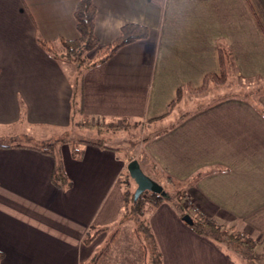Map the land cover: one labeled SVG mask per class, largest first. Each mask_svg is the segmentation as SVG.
Listing matches in <instances>:
<instances>
[{"label":"crops","instance_id":"crops-1","mask_svg":"<svg viewBox=\"0 0 264 264\" xmlns=\"http://www.w3.org/2000/svg\"><path fill=\"white\" fill-rule=\"evenodd\" d=\"M78 1L0 0V142H6L0 143L1 264L89 261L98 247L83 245V239L91 226L112 229L120 220L121 181L131 159L157 183L185 190L198 214L261 243L264 94L256 102L260 109L254 101L230 97L173 127L178 118L170 128L157 125L179 116L174 111L164 117L178 90L182 99L193 98L188 88L199 89L206 76L219 74L220 46L231 53L237 77L264 82V0H93L98 48L89 61L126 24L147 28L148 37L87 68L76 92L77 68L55 59L38 40L62 53L61 41L77 38ZM75 95L82 109L75 121L83 116L107 126L148 122L153 134L169 131L147 139L130 160L105 140L102 147L80 144V161L68 144L56 146L71 182L68 190L58 189L50 181L54 159L39 148L68 130H87L72 123ZM21 137L40 147L18 143ZM200 172L206 175L193 183ZM173 204L165 198L158 207L146 206L162 264H240L222 245L182 223ZM159 215L168 217L163 225H155ZM122 235L119 230L98 264L129 259L130 253L115 251Z\"/></svg>","mask_w":264,"mask_h":264},{"label":"trees","instance_id":"trees-1","mask_svg":"<svg viewBox=\"0 0 264 264\" xmlns=\"http://www.w3.org/2000/svg\"><path fill=\"white\" fill-rule=\"evenodd\" d=\"M74 20L77 31V38L71 41H61L63 52L60 54H56V51L53 50V47L46 43L38 40V44L44 48L48 53L52 54L57 60H65L71 64H73L77 68L76 76L74 79V90L77 92L79 90L80 81L82 79L83 72L89 68L94 67L96 65L105 63L108 61L119 49L129 44H132L137 41L145 40L148 37L147 28L134 24H126L120 28L119 34L117 38L107 45L104 48L98 50L95 60L89 61L87 55L93 50L98 48V39L96 38L94 32V21L96 16V10L93 4V0H79L76 4L74 11ZM218 62H219V74L216 75H208L205 77L203 85L199 89H191L188 88L190 95L193 96L194 108L191 110H184L181 112L179 105L182 101V91L178 90L176 94L175 100L168 106V111L164 115L169 116L173 113V111L180 112L179 116L177 115L178 120L172 124L171 127L175 126L177 123L181 122L184 118L203 110L206 107L211 106L213 103L219 102L218 98L214 100H210L209 91H212L211 85L213 86H224L227 84L228 79L235 75L234 72V63L231 53L225 49L224 47L218 48ZM79 81V83H77ZM257 81L263 82L259 79ZM75 92V93H76ZM247 95L240 93L237 96L233 93L225 96L224 98L234 97L236 99L242 101L253 102L249 97L252 96H260L264 94V89L253 88L251 91L246 93ZM77 96H74L73 99V114H72V123L75 126L86 127L88 129L89 124H85L84 122L75 121L76 114L78 115L81 112L80 105L76 103ZM216 101V102H215ZM254 106L257 109L259 105L254 102ZM261 112V111H260ZM264 113V111H262ZM151 122V121H150ZM110 128H114L115 126L110 125ZM170 128V126H169ZM168 129L157 132L156 134H150L145 136L142 139V143L146 142L147 139L150 140L153 136H158L160 134H164L168 132ZM95 132L99 135L100 133H104L101 129H96ZM141 143V144H142ZM68 144L71 149V155L74 159L80 161L83 157V151L79 149L80 144H91L97 147H102L105 143L103 140L89 141V140H80V139H72L69 136H65L59 139L51 140L49 143L44 144L39 148V151L43 154L49 155L54 159V168L50 176L51 183L58 189L68 190L71 187V182L68 180L66 173L64 171L63 163L58 152L56 146ZM140 144V145H141ZM3 147V146H2ZM130 160V159H129ZM132 161V159L130 160ZM139 163V162H138ZM141 163V162H140ZM141 165V164H140ZM141 168V166H140ZM142 170V169H141ZM143 171V170H142ZM144 173V171H143ZM146 175V173H144ZM206 173L200 172L193 179L192 182H196L198 179L202 178ZM151 178L149 175H147ZM155 181L153 178H151ZM130 181H132L129 175L126 173L124 175L121 184L124 190L123 194V213L120 223L132 221L134 224V234L136 240L142 247L145 256H148L149 252V260L152 261L150 264H162V256L160 249L155 241L154 235L151 231L150 223L147 219L143 218V202L145 204H149L152 207H158L162 201L165 200V197H162L157 194H153L150 192L143 193L137 200H134L133 193L129 192L130 189ZM172 181V180H170ZM156 182V181H155ZM165 193V192H164ZM174 197H171L172 202L174 203V207L178 208V214L180 219L186 215H188L192 224L188 226L195 234L198 236L204 237L206 239L212 240L214 243L220 245H225L229 249H235L236 252L241 254V258L244 259L246 264H254L253 260L258 259L259 262H264V237L262 238V253L255 255L254 250L256 249L257 244L251 241L248 238L241 237L230 232L226 227L219 224L216 220L204 217L198 212L194 211L193 205L190 200H186V195L183 190H177L174 194ZM144 196L145 201H141V197ZM179 203L181 206H179ZM179 206V207H178ZM180 208V209H179ZM110 230L109 228H96L95 226H91L86 233L83 239V245L89 246L92 242L100 236V234L107 232ZM119 229H115L113 233L106 240L102 249L95 253L92 258L81 264H98L100 259L105 255V252L109 249L115 237L117 236ZM2 260V254L0 253V264Z\"/></svg>","mask_w":264,"mask_h":264},{"label":"rangeland","instance_id":"rangeland-1","mask_svg":"<svg viewBox=\"0 0 264 264\" xmlns=\"http://www.w3.org/2000/svg\"><path fill=\"white\" fill-rule=\"evenodd\" d=\"M79 81L80 80H78L77 83H79ZM211 87H213V88H212L211 92L209 91V97H211L210 100H214L216 98H218V100H221V99H226L224 97L231 94V93H233L236 96L240 93H242V95L243 94L247 95L246 93L248 91H251V89H253V88L254 89L255 88L264 89V82H260L257 80H244V79L239 78L233 74L232 77L230 79H228L227 84H225L224 86L217 87V86L211 85ZM260 96H257V97L252 96V97H249V99H247V100L252 99L254 102H257L258 98ZM193 102H194V98L185 96L179 105L181 112H183L184 110H191V108H193V107L190 104ZM81 118L82 119L80 121L82 123L87 122L89 124L88 129L87 130L80 129V128L74 129L73 132L80 137H77L76 135H74L72 133V131L69 133V130L65 136H69L72 139H74V138L80 139V140L94 139V140L109 141V143L113 142L114 144H116L114 146H116L117 149H118V147L122 148V151H120L121 156L128 154V159L129 158L131 159L132 156L138 155L140 153V151H141L140 144L142 143V139L145 136H148V134L150 135V134H152V132H154L152 126H147V124H149L148 122H144V123H140V124H136V123L135 124H133V123H130V124L124 123L123 124V123H121L118 125L114 124L115 127L110 128L107 125H103V124L99 125L96 122H94V124H92V122L90 120L86 121L85 120L86 118H83V116ZM176 118H177V116L174 115L173 119L171 118L167 121L160 122V123H158L157 126L160 128L161 127H169L174 122V119H176ZM90 125H93L94 130H93V128L91 129ZM158 127H156V128H158ZM98 128L101 129L102 131H107V132H104L103 134L100 133L98 135L97 132H95V130ZM91 130H93V131L91 132ZM56 133H57V131L56 132L54 131L53 134H56ZM0 143H6V142H4V140H1ZM18 143L23 144V145H30L32 147H40V146H38L39 143L37 141L27 140L23 137H21L19 139ZM130 145H132V146H130ZM127 147H128V149H127ZM126 173H125V175H126ZM144 173H146V176L149 175L145 170H144ZM160 185H162L163 191L165 192V194L167 196L165 198L172 201L170 197H174L173 194L176 192L178 187L173 188L172 186H170L166 183H162ZM130 186L131 187L129 189V192L134 194L136 186H135L133 181H130ZM143 198H144V196L141 197L142 202L145 201ZM181 205H182V203H181ZM181 205L179 203V206H181ZM142 206H143L142 207L143 208V218L148 220V217H149L148 214L149 213L147 214V212H146V210H147L146 206L148 207L149 205H147L143 202ZM121 218H122V216L120 217V220L118 221V223H116L115 225L112 226V229L109 230V233L107 234L105 239H103L104 236L100 234L101 236L100 237L98 236L99 238L97 237L96 238L97 240L95 239L92 243L97 245V247H98V249L96 250V253H97L102 249L106 240L113 233V231H115L116 228L119 230H122L123 235L119 239L118 243L116 244L115 251L120 252V253L121 252L122 253H130L129 259L123 258L124 260L120 262L119 260H116V259H113L112 257H110L108 259H105L104 261H101L100 264H150L152 262L149 260L150 250L147 251L148 256L147 255L145 256L144 251H143L142 247L140 246V244L138 243V241L136 240V242H135L134 238L132 240V237H130L131 236V233H130L131 229L134 231L133 222L129 221V222L120 223ZM167 219H168L167 216H160L159 215L155 220V225H157V223H160L163 225ZM181 222L184 223L182 220H181ZM166 224L168 225L169 223L167 222ZM151 231H152V229H151ZM152 234H153V232H152ZM134 236H135V234H134ZM155 241H156V238H155ZM156 243H157V241H156ZM157 245H158V243H157ZM262 246H263L262 242L257 244L256 249L254 250L255 255L262 253ZM222 247H224V249L227 250V252L230 254V256H232L238 263L246 264L244 259L241 258V256H240L241 254L236 252L235 249H237V248L229 249L225 245H222ZM158 248H159V245H158ZM139 253H140V257L138 256ZM253 262H254V264H264V262H259L258 259H254Z\"/></svg>","mask_w":264,"mask_h":264},{"label":"water","instance_id":"water-1","mask_svg":"<svg viewBox=\"0 0 264 264\" xmlns=\"http://www.w3.org/2000/svg\"><path fill=\"white\" fill-rule=\"evenodd\" d=\"M127 173L136 186L133 194L134 200H137L145 192L165 197L162 186L143 173L137 160L128 163ZM182 221L188 226L192 224V220L188 215L184 216Z\"/></svg>","mask_w":264,"mask_h":264}]
</instances>
